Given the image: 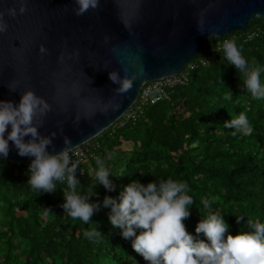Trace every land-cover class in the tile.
Segmentation results:
<instances>
[{
    "label": "trees",
    "instance_id": "trees-1",
    "mask_svg": "<svg viewBox=\"0 0 264 264\" xmlns=\"http://www.w3.org/2000/svg\"><path fill=\"white\" fill-rule=\"evenodd\" d=\"M217 38L234 40L249 62L264 65V17L252 18L246 32ZM213 40L190 60L187 80L171 89L168 99L145 105L134 118L120 116L89 139L97 140L93 152L104 159L116 185L108 191L97 184L98 195L90 199L115 197L134 178L145 183L170 177L186 183L193 198L183 221L189 232L194 233L200 214L208 211L201 200L222 213L230 233L244 228L248 219L264 222V99L250 96L222 53L205 57ZM241 112L252 131L233 135L223 122ZM28 163L0 161V264H146L109 224L106 208L100 207L84 224L60 207L64 185L54 193L32 189ZM94 166L90 157L78 166L76 175L84 187L91 183ZM236 216L242 217L240 225ZM94 221L102 232L98 241L83 236Z\"/></svg>",
    "mask_w": 264,
    "mask_h": 264
},
{
    "label": "water",
    "instance_id": "water-1",
    "mask_svg": "<svg viewBox=\"0 0 264 264\" xmlns=\"http://www.w3.org/2000/svg\"><path fill=\"white\" fill-rule=\"evenodd\" d=\"M74 7V0H0V19L7 25L0 32V99L15 102L31 88L48 103L38 130L55 133L57 151L64 137L74 147L101 133L145 82L176 74L208 41L246 32L252 18L264 17V0H99L80 16ZM122 68L136 78L118 94L108 73L123 77ZM88 113L95 114L85 118ZM30 159L18 155L11 141L7 157H0Z\"/></svg>",
    "mask_w": 264,
    "mask_h": 264
},
{
    "label": "clouds",
    "instance_id": "clouds-1",
    "mask_svg": "<svg viewBox=\"0 0 264 264\" xmlns=\"http://www.w3.org/2000/svg\"><path fill=\"white\" fill-rule=\"evenodd\" d=\"M74 4L73 12L80 16L90 8H97L99 0H74ZM8 11L10 15L16 14L15 9ZM19 11H25L22 2ZM6 27L0 19V32ZM40 51L45 49L41 46ZM215 51L222 53L223 60L234 66L252 98L264 99V81L261 80L264 65L249 62L234 40L222 41ZM121 71L125 73L123 77L116 70L108 73L109 79L117 85L115 91L118 94L130 90L136 78V73L129 75L126 68ZM225 99H230V95ZM108 106L105 105L102 111ZM49 107L31 88L20 91L15 102L0 99V157H7L11 141L18 155L31 158L26 175L32 189L38 193H54L60 184L64 185L60 207L69 217L88 224L95 211L106 208L109 224L119 229L120 236L130 242L146 264H264V222L248 219L244 228L230 233L222 213L211 211L210 202L201 200L203 209L208 211L200 214L194 233L186 230L183 221L190 215L193 198L182 181L156 177L142 183L134 178L124 184L115 197L105 194L99 202L90 199L98 195L94 190L97 184L108 191L116 187L111 173L104 159L95 156L91 183L87 187L81 184L76 175L81 161L72 158V142L64 137L63 145L57 151L52 143L55 133L42 135L38 130ZM94 114L88 113L85 118ZM229 117L223 125L233 129V135L251 133L252 126L244 112ZM79 118H75L77 123ZM235 219L240 225L242 217ZM200 234L206 239H201ZM83 236L98 241L102 232L97 222L84 230Z\"/></svg>",
    "mask_w": 264,
    "mask_h": 264
},
{
    "label": "built area",
    "instance_id": "built-area-1",
    "mask_svg": "<svg viewBox=\"0 0 264 264\" xmlns=\"http://www.w3.org/2000/svg\"><path fill=\"white\" fill-rule=\"evenodd\" d=\"M224 40L232 39H222L217 38L213 40V45L210 48L208 54L205 56L215 55L217 52L215 49L218 48L220 43ZM202 61L204 58H200ZM185 66H188L187 69L183 70ZM180 71L176 74L163 76L158 79L145 82L135 99V101L129 106V108L121 115L124 119L134 118L136 113L142 112V109L145 105L154 104L159 100L168 99L170 96V91L177 84L184 83L188 78V69L193 67V64L190 61L185 65ZM98 147V142L96 141H85L73 147V159H79L84 161L86 158L90 157L94 159L95 156H98L96 152H93ZM83 169H80L82 173Z\"/></svg>",
    "mask_w": 264,
    "mask_h": 264
}]
</instances>
